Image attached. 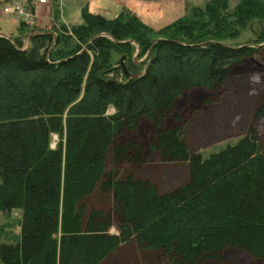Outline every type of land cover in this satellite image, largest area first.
I'll list each match as a JSON object with an SVG mask.
<instances>
[{
  "label": "trees",
  "instance_id": "1",
  "mask_svg": "<svg viewBox=\"0 0 264 264\" xmlns=\"http://www.w3.org/2000/svg\"><path fill=\"white\" fill-rule=\"evenodd\" d=\"M201 2L157 31L137 14L84 7L72 34L62 23L36 30L27 47L0 35V211L21 214L0 264H101L131 240L162 264L219 263L227 250L264 264V206L239 147L191 151L174 112L185 92H215L235 65L264 59V0L232 10L228 0ZM249 22L254 46L230 42ZM263 113L264 98L254 117ZM142 122L145 142L122 137ZM145 150L187 161V180L161 191L132 171L117 174V163L140 164ZM97 191L107 207L89 202Z\"/></svg>",
  "mask_w": 264,
  "mask_h": 264
},
{
  "label": "rangeland",
  "instance_id": "2",
  "mask_svg": "<svg viewBox=\"0 0 264 264\" xmlns=\"http://www.w3.org/2000/svg\"><path fill=\"white\" fill-rule=\"evenodd\" d=\"M17 1V0H16ZM26 1V0H25ZM20 2V3H25ZM55 1V2H54ZM228 10H232L239 0H228ZM7 0H0V34L6 36L19 35L23 46L28 44L31 30H60V24L68 27L81 22V10L87 7L93 12L115 17L120 12L137 14L139 19L158 30L163 25L177 18L188 15L192 6L202 2H177L171 0H47V10L35 19L32 25L23 26V20L15 15L4 14L3 6ZM64 15V16H63ZM234 40L226 42L246 43L254 46V27L252 22ZM253 29V30H252ZM253 31V32H252ZM37 32V31H36ZM141 58V60L144 59ZM135 58V57H134ZM264 98V59L258 54L253 58L244 59L235 65L225 81L215 92L206 89H196L185 92L176 102L174 112L182 116V124H186V139L191 151L206 155L216 151L226 144L239 147L241 162L248 167V174L252 179L254 197L264 206V154H259L256 145L264 148V113L254 117V112L261 107ZM112 111V110H111ZM173 124L172 117L165 121L166 126ZM253 132L249 131V128ZM255 134V139L253 137ZM122 137L135 138L145 142L150 138L149 124L142 122L135 132H125ZM58 137L52 136L51 147H55ZM114 166L108 156L107 169ZM119 176L133 172L137 177L148 179L156 183L161 191H167L183 183L188 178L187 161H164L157 153L145 150L140 164L122 161L115 165ZM89 202L96 206H108V194L97 191L89 198ZM20 211L9 213L0 211V244L15 242L19 236ZM111 233L117 229L110 228ZM101 264H162L159 254L144 250L135 241L121 244ZM209 264H262L237 250H227L219 263Z\"/></svg>",
  "mask_w": 264,
  "mask_h": 264
},
{
  "label": "built area",
  "instance_id": "3",
  "mask_svg": "<svg viewBox=\"0 0 264 264\" xmlns=\"http://www.w3.org/2000/svg\"><path fill=\"white\" fill-rule=\"evenodd\" d=\"M45 4H47V0H29L25 3H8L3 6L2 12L4 14L15 15L26 24L32 25L38 16V5Z\"/></svg>",
  "mask_w": 264,
  "mask_h": 264
},
{
  "label": "crops",
  "instance_id": "4",
  "mask_svg": "<svg viewBox=\"0 0 264 264\" xmlns=\"http://www.w3.org/2000/svg\"><path fill=\"white\" fill-rule=\"evenodd\" d=\"M24 2L25 0H7V3L6 4H8V3H16V2H18V3H20V2ZM27 1H29V0H26L25 2H27ZM94 1H96V2H99V0H94ZM117 1H120V0H117ZM121 1H125V3L126 2H128L129 0H121ZM171 1H173L174 3H177V2H188V1H190V2H194V1H200V0H171ZM202 1V0H201ZM55 2V1H54ZM48 6H44V5H38V8H37V12H38V16L39 15H42V12H44V11H46L48 8H47ZM38 16H37V18H38ZM64 16V15H63Z\"/></svg>",
  "mask_w": 264,
  "mask_h": 264
},
{
  "label": "water",
  "instance_id": "5",
  "mask_svg": "<svg viewBox=\"0 0 264 264\" xmlns=\"http://www.w3.org/2000/svg\"><path fill=\"white\" fill-rule=\"evenodd\" d=\"M33 33H39V32H36V31H35V32H31V33L28 35V41H29V38H30L31 34H33ZM0 35L3 36L4 34H0ZM4 36H6V35H4ZM7 37L10 38L9 36H7ZM27 46H28V44H27ZM27 46H26V47H27ZM24 49H25V48H24ZM134 60L137 61V54H136Z\"/></svg>",
  "mask_w": 264,
  "mask_h": 264
}]
</instances>
